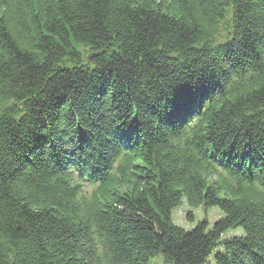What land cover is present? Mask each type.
Returning a JSON list of instances; mask_svg holds the SVG:
<instances>
[{
  "label": "trees",
  "instance_id": "1",
  "mask_svg": "<svg viewBox=\"0 0 264 264\" xmlns=\"http://www.w3.org/2000/svg\"><path fill=\"white\" fill-rule=\"evenodd\" d=\"M156 258L264 264V0H0V264Z\"/></svg>",
  "mask_w": 264,
  "mask_h": 264
},
{
  "label": "rangeland",
  "instance_id": "2",
  "mask_svg": "<svg viewBox=\"0 0 264 264\" xmlns=\"http://www.w3.org/2000/svg\"><path fill=\"white\" fill-rule=\"evenodd\" d=\"M182 210L180 208L179 210L173 213V221L176 225L180 226L181 228L185 230H189L193 227L194 224H188V223L183 222V215L186 212V208L183 207ZM215 210L204 212L203 210L199 209V210L193 211L194 222L196 223L197 221H200L206 218L208 220V223L212 224L215 220H217L221 216L220 212L217 209ZM234 234H237L240 236L242 235V230L238 229L237 231L234 232ZM151 263L152 264H162L160 258H156L152 260Z\"/></svg>",
  "mask_w": 264,
  "mask_h": 264
},
{
  "label": "bare ground",
  "instance_id": "3",
  "mask_svg": "<svg viewBox=\"0 0 264 264\" xmlns=\"http://www.w3.org/2000/svg\"><path fill=\"white\" fill-rule=\"evenodd\" d=\"M245 172H246V174L243 172H241V174H244L245 177H250V178L255 179V176L253 175V173H251V171L246 170Z\"/></svg>",
  "mask_w": 264,
  "mask_h": 264
}]
</instances>
